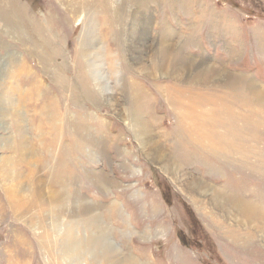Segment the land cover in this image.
Instances as JSON below:
<instances>
[{
    "label": "rangeland",
    "instance_id": "1",
    "mask_svg": "<svg viewBox=\"0 0 264 264\" xmlns=\"http://www.w3.org/2000/svg\"><path fill=\"white\" fill-rule=\"evenodd\" d=\"M197 1L200 2L195 3V10L202 17L193 37L195 41L186 44L185 52L192 57H200L204 52L206 60L216 61L214 58H218L223 62L225 68L235 73V87L231 89L224 82L223 87L217 89L218 84L204 85L189 77L178 80L158 72L150 73L151 78L140 72L133 64L128 44V28L132 23L128 12L132 6L128 3L125 7V0H110L112 21L108 26L99 27L102 16L98 14L97 18L96 15L93 17L94 23L86 28L88 31L85 30L84 47L91 46L86 36L92 40L94 35L104 51L115 53L102 62L106 68L103 77L105 86L100 88L90 70L88 72L87 57L76 51L80 46L83 50L79 39L87 21L85 14L80 19L66 22L64 6L58 0H9L10 5L12 3L17 8L21 4L32 17L43 22L47 18L50 21L53 19L55 26L45 21L53 26L50 33L54 39L49 40L47 33L48 36L42 38L43 43H39V51L44 56L56 58L55 63L47 61V70L35 60L38 54L31 53L34 45L27 44L29 38L33 41L30 36L36 30L32 29L30 15L25 18L22 13V20L16 14L21 24L19 27H8L0 19V264H73L59 253V243L65 239L62 234L70 217L58 211L60 227L52 225L49 211L54 206L45 197L37 199L33 196L34 187H39L29 185L33 172L36 178L44 179L46 188L53 186L70 194L72 198L67 202L68 208L80 206L81 199H75L74 194L104 205L98 210L100 213L97 212L99 217L96 221L79 215L78 219L72 220L71 227L82 241L92 234L103 232L108 250H115L123 259L136 255L135 258L142 264H264V231L259 221L247 223L243 217L226 216L211 204L210 193L202 195L198 189L192 191L188 187L194 178L200 176L216 187L227 186L228 193L233 189L239 199L264 210V95L261 94L264 91V0ZM151 4L156 8L153 10L156 15L152 24L153 39L157 37V29L165 22L166 10L170 26H177L179 21L187 32L196 28L188 29L189 13L184 8H178L174 14L167 1ZM134 8L136 10L137 7ZM213 13L229 26L226 32L222 27L223 33L219 36L218 31L217 34L210 32V28L213 30L210 20ZM87 16L91 18V13ZM108 27L112 29L103 37L105 42H101L97 36L99 28ZM58 31L60 37L56 35ZM52 43L57 45L54 55L50 50ZM152 49L156 50V47L147 49L148 59L143 63L149 69ZM231 51H237L234 58H231ZM12 52L24 60L31 72L23 74L20 82L27 87L30 81L39 78L47 85L46 99L55 97L60 118L58 133H50L49 129L56 126L47 121L46 113L35 116L32 104L26 106L29 115L23 113L22 120L13 115L17 107L14 105L12 108L4 94L6 87L13 86L7 80L9 66L13 64ZM110 58L115 59V67H111ZM155 62L158 63L157 60ZM114 69L118 76L113 73ZM55 74L60 76V80H55ZM247 78L258 84L256 92L262 95L258 100H254L256 96L245 86L243 80ZM126 80H135L147 87L153 97L149 111L158 116V119H153L152 131H158L160 154L165 151L169 156H176L184 162L182 169L174 166L172 172H167L162 166L165 161L154 162L147 155L136 136L130 116L132 100ZM83 81L87 82L88 91L95 94L97 100L84 92ZM164 88L166 91H163ZM169 92H176L177 98ZM204 92H214L209 95L223 100L198 105V113L201 112L200 116H205L208 122H200L197 126L184 112L188 110V105L196 103L187 102L188 97L193 94L202 100ZM108 93L116 94V103L108 101ZM180 94H184L182 100ZM172 99L177 100L176 105ZM179 99L186 105L181 107ZM88 113L91 115L88 116ZM146 114L143 117L149 116ZM81 116H85L86 122L89 121L88 125L93 128L82 130L84 138L80 140L90 137L96 145L80 152L77 147L81 143L76 133L69 129L66 119L72 117L80 121L83 119ZM200 116L195 114L197 121ZM32 117H35V123ZM40 120L45 121L42 142L46 141V146H49L48 140L55 138L54 149L29 156L26 160L15 157V152L8 148L9 140L14 138L13 141H18L21 135L19 129H23L28 142L36 146L35 139L40 138L38 134L42 128ZM66 146L69 150L63 153ZM40 160L43 161L41 164ZM35 162L38 164L36 169L32 166ZM11 168L14 176L20 174L18 180L8 179ZM90 171L93 174L96 171L106 173L115 184L104 190L93 181ZM110 203H114L115 208ZM96 250L103 252L101 248ZM94 253L83 254L76 264H82L84 260L86 264H102L98 259L92 263L91 259L96 258Z\"/></svg>",
    "mask_w": 264,
    "mask_h": 264
},
{
    "label": "bare ground",
    "instance_id": "2",
    "mask_svg": "<svg viewBox=\"0 0 264 264\" xmlns=\"http://www.w3.org/2000/svg\"><path fill=\"white\" fill-rule=\"evenodd\" d=\"M61 5L64 6L66 17L65 21L66 22H71L73 20L80 19L82 15L85 14L87 21L84 24V30L83 34L79 39V43H82L83 50L80 46L78 51L79 53L81 52L84 57H87V68L88 72L90 70L91 76L96 79L97 84L101 88L105 86L104 80V70L106 69L103 65L106 58L110 57L113 55L114 52L109 50L104 51L102 48V45H99L97 41H95L96 36L93 35L92 40H89L88 35L86 36L88 40V44L91 46L84 47L85 42V30L86 28L90 25H92V22L94 23V16L100 14L102 17L99 18V27H102L101 25H109V22L112 21V10L110 8V0H58ZM168 2V6L170 7V10L174 12V14L177 13V9L182 7L184 8L189 14L187 18L186 24L188 25V29L191 27H196L193 28V32H187L185 28H183V24L178 21V25L174 26L169 23L168 19V10H166V19L165 22L157 29L158 31L156 32V36L154 39L151 37L152 35V24H153V17L155 18V14H153V10H155V6H153L151 3L157 4H164ZM197 4V0H125V7L130 3L129 6H132V10L128 12V16L132 18V23L131 26L128 28V44L129 48L131 49V54H132V61L133 64H135L139 71L149 75V77H152V74L150 73H161V74H166L170 75L172 77H175L178 80L185 79V78H193L192 80H196L197 82L204 84V85H209L211 83L218 84L217 89L220 87H223V82L227 84L231 89V87H235V73L230 72L228 69L225 68V65L223 62H221L218 58H214L216 61L212 60H206L204 52L200 54V57H192L189 54L185 52L186 50V44L189 41H195L194 38L196 36V32L198 31L197 26L199 25V20L200 15H198L199 11L195 10V3ZM12 5V3H11ZM9 4V0H0V19L5 23L6 26L10 27L12 25H15L16 27H19V21L17 19V15L21 16V19L23 20L22 13H24L25 18H27L26 15L29 17V13L26 12L27 10L24 9L23 6L18 5L17 8L15 5L12 7ZM159 5V4H158ZM204 5V4H203ZM202 5V6H203ZM12 7V8H11ZM134 7H137L136 10ZM134 8V9H133ZM204 8V7H203ZM201 9V8H200ZM204 10V9H203ZM155 12V11H154ZM88 13H91V18L87 16ZM202 13V12H201ZM198 15V16H197ZM216 14L213 13L211 22L213 23V30L210 28V32L216 33L218 31V36L219 34L223 33L221 31L222 27L224 28V31H227L228 24L227 22H222L221 20H218V16H215ZM31 22H32V29H36L35 31L32 32L31 36L32 39L29 38V42L27 44H33V54H38L35 60H37L40 64L41 67L47 70V61H53L55 63L54 58L51 56L47 55L44 56L42 53H40V45L39 43H43L42 38H44L47 33L49 34L48 39L53 40L52 34L50 33V28L53 27L51 24H47L46 21L49 23H53V19L50 21L49 18L45 19L44 22L40 18H34L30 15ZM227 19V18H226ZM157 20V19H156ZM164 20V19H163ZM30 21V20H29ZM97 22V21H96ZM1 23V22H0ZM119 23V22H118ZM159 23V22H158ZM229 23V22H228ZM54 24V23H53ZM156 25V24H155ZM154 25V26H155ZM21 26V24H20ZM55 26V24H54ZM112 28L113 26L110 25ZM111 27L106 28H99V34L97 33V36L99 37V40L101 42H105L103 40V37L105 38L107 36L108 30L111 31ZM231 27V26H230ZM54 29V28H53ZM19 30V29H18ZM17 30V31H18ZM5 31V30H4ZM60 31V30H59ZM58 31L57 36L60 37V33ZM88 29L86 30V32ZM8 32V31H7ZM57 33V32H56ZM114 33V31H113ZM8 34V33H7ZM12 34V33H11ZM89 34V33H88ZM217 34V33H216ZM9 35V34H8ZM110 35V33H109ZM213 35V34H212ZM10 36V35H9ZM12 37V36H11ZM28 37V35H27ZM57 37V38H59ZM194 37V38H193ZM56 39V38H55ZM107 40V39H106ZM26 41V40H25ZM32 41V42H31ZM22 42V41H21ZM26 43V42H25ZM152 43V46H150ZM23 45L24 42H22ZM101 44V43H100ZM150 44V45H149ZM28 47V45H26ZM153 47H156V50L152 51L150 54V59L152 61L151 63V70L149 67L145 66L143 63L144 61H147V49H151ZM36 50V51H34ZM50 50H52L53 55L57 53V45L55 43H52L50 46ZM237 51H231V58L235 57V54ZM101 56H100V55ZM115 54V53H114ZM10 55L13 56L12 58V63L9 67L10 71H8V82L13 83V86H9L5 88V96L8 98V100L11 102L12 108L17 107L13 111L14 116H18V120H22V115L23 113L29 115L28 108L26 106H29L32 104L33 106V111L35 112V116L39 114L42 116L43 114H48L47 121L50 123H53L54 126L53 128H50V133L53 134L54 132L58 133V128L59 125H57V122L60 120L58 114H57V103L55 97H49L50 99H46V93H47V85H44L42 81L38 79H35L33 81L29 82V86L25 87V83H21V78L23 77V74H30L31 72L29 71L28 67L26 66L24 60L16 53L12 52ZM207 55V54H206ZM76 57V56H75ZM213 58V57H212ZM111 60V67H115V59ZM155 60L158 61V63L155 62ZM103 62V63H102ZM11 62H9L10 64ZM223 63V65H222ZM107 64V62H106ZM139 65V66H138ZM143 65V66H141ZM56 67V65H55ZM107 67V66H106ZM227 67V66H226ZM50 69V68H48ZM232 71V70H231ZM113 73H115L116 76L117 70L114 69ZM28 76V75H27ZM55 80H60V76H57L56 74L54 75ZM82 78H84V74H82ZM85 79V78H84ZM6 80V81H7ZM26 79H24V82ZM101 84H100V83ZM194 82V81H190ZM195 82V83H197ZM245 82V86L249 88V91L254 93L256 96V99L258 100L259 96L261 98L262 95H264V91L259 94L256 92V88H259L258 84L255 83L252 79H245L243 80ZM184 83V82H183ZM84 84V92L91 98H95L94 100H97V97L91 94V91H88L87 89V82L83 81ZM126 86L128 88V91L131 95V100H132V113H130V116L133 118V122L135 125V132L136 136L138 137L139 141L147 151V155L149 158L154 162H160L165 161L166 163L163 164V169L167 172H172L174 170V166L176 169H182V165H184L181 161H179L176 156L173 157L172 155L169 156L167 152L162 151L160 154L159 149L160 147V140L157 139V132H153V119L156 120L158 116H155L154 114H151L149 109L152 106V95L150 92L146 89L147 87H143L141 83H138L137 81H129L126 80ZM5 86V85H4ZM191 88V87H190ZM101 90V89H100ZM4 91V90H3ZM163 91H166L165 88ZM185 92V91H184ZM198 94V92H196ZM209 93H214V92H204L203 99L200 100L198 97L199 96H194L191 94L188 97L187 102H196L193 103L194 105H188L189 107L187 108L186 112H184L185 116L190 119L192 118L194 125L199 126L201 123L208 122L207 118L205 116L201 117L200 114L198 113L199 110H197L198 105H201L202 103L208 102V103H220V101L223 100V98L218 97H212L209 95ZM169 95L173 94L174 97H176L175 94L176 92H169ZM107 99L111 104L116 103V99L114 95L111 93L107 94ZM121 95V94H120ZM172 95V96H173ZM182 95L180 94L179 97L182 100ZM94 96V97H93ZM45 98V100H44ZM125 98V97H124ZM177 98V97H176ZM118 100V99H117ZM180 99V106L182 107L183 105H186L184 102H182ZM195 100V101H194ZM199 103H198V102ZM233 101V100H232ZM231 101V102H232ZM155 102V101H154ZM173 104H177V100L172 99ZM38 107V109L36 108ZM196 106V107H195ZM91 108V107H90ZM204 110V109H203ZM148 114L149 116L143 117V114ZM89 114V113H88ZM146 114V115H147ZM195 114L199 115L201 118L197 121V118L195 117ZM89 114L88 116H90ZM193 115V117H192ZM80 117V116H79ZM78 117V118H79ZM83 119L80 121L77 119H71L72 117H69L66 119V122L68 121L69 124V129L74 132L75 135L78 137V141L81 143L77 144L80 147H77V150L80 152L85 150V148L92 147L94 144V139L87 137L83 141L80 139H83L84 137L82 136L81 132L82 130H86L87 128H91L88 125V122H86V117L81 116ZM156 117V118H155ZM208 117V116H207ZM158 119V118H157ZM71 120L73 122H71ZM212 120V119H211ZM32 121L35 123V117H32ZM62 121V120H61ZM25 122V121H24ZM38 122V121H37ZM43 122L44 120H40V123L42 125L41 132L38 134L40 136L39 139H35V143H37L36 146L31 145V143L28 142V138L26 135H24L23 129L20 130L21 135H19V140L18 141H13V139L9 140V149H12L15 152V157L20 156L23 157L21 159H28L29 156L33 155H41L44 152L52 151L54 149V142L55 138H52L51 140L49 139V146H46V141H43L44 137V130H43ZM201 122V123H200ZM21 123V122H20ZM211 124V123H209ZM228 126V125H227ZM18 128V127H17ZM93 128V127H92ZM184 129V128H182ZM189 129V128H188ZM48 130V131H49ZM206 133V132H205ZM24 136H23V135ZM188 134V133H187ZM186 134V135H187ZM16 137V136H15ZM30 137V136H29ZM189 137V136H188ZM31 138V137H30ZM99 138V137H98ZM16 139V138H15ZM86 140V144H84ZM34 142V141H33ZM101 142V141H100ZM99 142V143H100ZM104 142V141H103ZM192 142V141H191ZM192 144V143H191ZM96 145V144H94ZM82 146V147H81ZM197 146V145H196ZM205 146V145H204ZM200 148V147H199ZM69 150V146H66L63 150V153ZM91 150V149H90ZM162 150V149H161ZM59 151V150H58ZM167 154V156L163 153ZM182 154L183 151H180ZM185 152V151H184ZM197 152V151H196ZM67 153V152H66ZM61 154V153H60ZM203 154V153H202ZM92 155V152H91ZM163 155V157H162ZM184 155V154H182ZM205 156V155H204ZM12 157V156H11ZM14 157V158H15ZM36 157V156H35ZM185 157V156H184ZM183 157V158H184ZM188 157V156H186ZM185 157V158H186ZM202 157V156H201ZM70 158V157H69ZM9 159V157L7 158ZM13 159V158H11ZM188 159V158H187ZM49 160V159H48ZM43 162L42 160L39 161L41 164ZM49 162V161H48ZM9 164H11V161H8ZM6 164V166L9 164ZM30 161L28 162V164ZM33 164V163H32ZM31 165V164H30ZM32 166L37 168L38 164H33ZM43 166V165H42ZM33 167V168H34ZM59 168V167H58ZM24 171V170H23ZM34 170H32L33 172ZM61 171V170H60ZM63 172V171H62ZM14 172H12V168L9 169L8 173V179H12L13 181L18 180V177L20 174L14 176ZM40 174V173H39ZM38 174V175H39ZM65 174V173H64ZM90 174L93 175V181L96 182L98 185L102 186V188L109 189L111 185L115 184V181L111 179L106 173L102 171H96L94 174L90 171ZM98 175V176H97ZM67 177V175H66ZM46 178V177H45ZM21 179V178H20ZM19 179V180H20ZM44 180V179H43ZM42 179L36 178L35 173L33 172V175L31 176V181L29 185H38L39 187H34L33 190V196L37 199H40L45 197L47 200L52 202L53 206L52 210H50L49 214L52 216L53 224L54 227H60V214L63 212L67 213V215L70 217V220H68V224L66 226V231L63 235L65 239L59 243V253L61 254L62 257H64L67 261L76 264L81 261L82 255L83 254H88L91 253V251H95L96 258H92L91 261L92 263H95V261L102 262V264H119V262H124V264H142L139 260H137L135 256H132L131 258L126 257L123 259L121 256L119 257L118 253L115 250H108L107 245L104 244V238H103V232H100V234H92L90 237L84 241L81 240L78 236L75 235L74 228L71 227V222L73 219L77 218L79 215H86L87 219H91L96 221L99 217L98 210L101 209L104 205L96 204L93 202H90L87 198H85L83 195H78L74 194L75 199H81L80 206L77 207H67V202L70 201V198L68 194H65V190H60L57 187L54 188L53 186H50V188H46L44 186V181ZM55 184V183H54ZM21 186V185H19ZM18 186V187H19ZM190 190H197L198 193L202 195H211L209 199H211V204L217 208L220 209V211L225 214L226 216L230 217H243V220L247 223L249 221H254L257 220L259 221V226L262 228L264 231V210L254 204H250L244 200L239 199L237 196H235V192L232 189L229 193L227 190V186H222V187H216L215 185H212L211 183H208L206 180H204L202 177H196L192 180L191 185H188ZM12 191V190H11ZM14 195V192L12 193ZM200 198V197H199ZM38 201V200H36ZM43 201V200H42ZM39 202V201H38ZM37 204V203H36ZM111 206L114 203H110ZM51 205V204H50ZM115 208V205L112 206ZM111 207V208H112ZM60 214H57L58 212ZM42 212V211H41ZM98 212V213H97ZM214 215V214H213ZM214 217V216H213ZM215 218V217H214ZM261 222V224H260ZM101 223V222H100ZM56 227V228H57ZM107 227V226H106ZM105 227V228H106ZM97 228V227H96ZM100 229H104L103 227ZM105 233V231H104ZM101 235V236H100ZM108 241V240H106ZM103 249L101 251H97L96 249ZM130 252V249H128ZM101 252V253H99ZM128 252V251H127ZM120 253V252H119ZM123 255V254H121ZM86 264L87 262L84 260L82 264ZM101 264V263H100Z\"/></svg>",
    "mask_w": 264,
    "mask_h": 264
}]
</instances>
